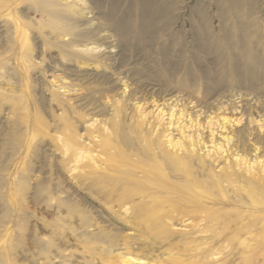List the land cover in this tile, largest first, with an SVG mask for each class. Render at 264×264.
I'll return each instance as SVG.
<instances>
[{"label":"rangeland","instance_id":"1","mask_svg":"<svg viewBox=\"0 0 264 264\" xmlns=\"http://www.w3.org/2000/svg\"><path fill=\"white\" fill-rule=\"evenodd\" d=\"M157 2L165 12L140 39L119 37L106 15L113 10L136 27L141 0H0V264H101L77 237L83 217L133 233L138 219L113 207L117 224L109 222L97 195L81 188L84 178L63 168L54 134L67 122L84 133L78 113L193 143L214 170L236 175L230 196L247 199L236 188L250 180L245 168L254 159L264 164V64L257 78L242 67L255 53L264 61V0H254L240 54L229 0ZM253 173L264 180L260 167ZM89 229L84 234L98 231L95 223ZM141 241L132 245L136 264H170L176 256L165 242Z\"/></svg>","mask_w":264,"mask_h":264},{"label":"bare ground","instance_id":"2","mask_svg":"<svg viewBox=\"0 0 264 264\" xmlns=\"http://www.w3.org/2000/svg\"><path fill=\"white\" fill-rule=\"evenodd\" d=\"M157 1L141 0L136 27L126 17H116L113 10L106 19L119 37L131 34L140 39L148 38L165 12V7ZM229 3L238 21L236 44L240 54L244 52V40L251 35L247 18L254 0H229ZM197 37L203 43L201 34L197 33ZM255 54L242 67L253 78H257V70L264 64ZM238 58L235 57L234 67L242 70L238 67ZM127 87L123 84L120 97L126 96ZM112 97L116 103L121 101L116 100L115 95ZM104 98L103 104L112 99L106 95ZM116 107L119 117L117 104ZM76 116L85 128L84 133L77 132L68 122L64 128L58 125L54 130L63 168L70 178H84L81 188L97 195L103 205L100 211L109 222L117 224L111 218L118 217L113 207L120 217L131 215L138 219L133 233L123 235L112 231L109 225L98 226V222H94L97 232L84 234L83 230L87 232L94 223L85 217L80 219L83 230L77 237L86 254L98 256L101 264H136L140 258L133 256L132 245L149 240L165 242L167 253L176 250V256L169 258L170 264H264V180L253 173L255 165L264 172L261 161L254 159L244 167L250 180L236 187L240 195L246 196L243 200L238 194L230 196L234 191L228 190L239 183L236 175L214 170L193 143L185 146L168 134L159 137L152 132L145 133L138 123L128 126L114 118L100 120L82 113ZM34 123L38 130L47 129L38 115ZM100 160H104V167ZM239 162L245 163L243 158ZM86 169H90L89 175ZM119 247L125 250L124 255L115 258L112 252ZM144 250L140 248L141 252Z\"/></svg>","mask_w":264,"mask_h":264}]
</instances>
